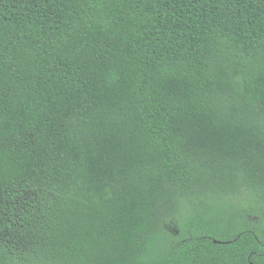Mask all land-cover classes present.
I'll return each instance as SVG.
<instances>
[{
	"label": "trees",
	"instance_id": "1",
	"mask_svg": "<svg viewBox=\"0 0 264 264\" xmlns=\"http://www.w3.org/2000/svg\"><path fill=\"white\" fill-rule=\"evenodd\" d=\"M0 264H264V0H0Z\"/></svg>",
	"mask_w": 264,
	"mask_h": 264
}]
</instances>
